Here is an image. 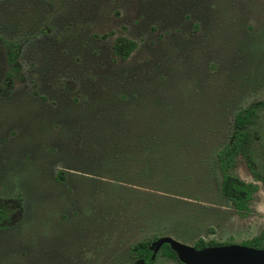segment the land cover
Segmentation results:
<instances>
[{
  "label": "rangeland",
  "instance_id": "374dc122",
  "mask_svg": "<svg viewBox=\"0 0 264 264\" xmlns=\"http://www.w3.org/2000/svg\"><path fill=\"white\" fill-rule=\"evenodd\" d=\"M0 37L23 42L25 65L6 84L0 42V198L24 205L0 227V264H130L156 237L250 246L264 230V181L239 158L260 186L241 213L216 160L236 112L264 100V0H0ZM120 121L175 149L155 175L110 164L107 146L130 142ZM258 136L264 173V109Z\"/></svg>",
  "mask_w": 264,
  "mask_h": 264
},
{
  "label": "trees",
  "instance_id": "16d2710c",
  "mask_svg": "<svg viewBox=\"0 0 264 264\" xmlns=\"http://www.w3.org/2000/svg\"><path fill=\"white\" fill-rule=\"evenodd\" d=\"M24 39V38H23ZM27 40V38L25 39ZM0 42L3 43L7 50V70L5 83L12 84V87L18 83V81L25 79V65H24V48L23 42H16L10 39L0 37ZM28 42V41H27ZM122 50L118 52V55L128 60L132 54V46H124L122 43L118 45V49ZM264 109V100L254 102L246 107L239 109L233 119V128L230 138L216 153V160L219 172L221 174L220 194L227 200L231 205L239 212H249L250 204L254 198V195L259 191L260 187L255 183H248L241 179L235 172L239 158L243 157L247 160L249 168L257 181H264V173L260 170L258 159L260 158V151H258V123L260 120V111ZM116 129L117 134L121 138L130 140L128 146L119 144L116 142L111 146L108 145L106 151L108 155L113 159L110 164L117 168V170L125 169L131 171L137 169L142 174L144 179V164L150 170V173L155 175L162 167L158 166L153 162V159L158 158L157 156L161 152L170 150L171 154L175 153V149L165 147L164 145L147 146L144 148V137L147 134L144 132H150L144 128V124L141 127H130L118 122L113 125ZM124 130V131H123ZM175 135V131H172ZM175 136H171L169 141L171 142L176 139ZM169 142L167 141L166 144ZM177 151V150H176ZM168 152V151H167ZM115 154V155H114ZM115 157V158H114ZM166 158H170L166 157ZM145 162V163H144ZM124 171V170H122ZM169 172V171H168ZM139 173V174H140ZM187 177V179H193L192 175H181ZM59 179V177H56ZM135 183V182H133ZM131 183V184H133ZM130 184V183H129ZM14 199L11 198H0V227L10 222L16 210H11ZM20 201V208L23 209V200ZM15 202H17L15 200ZM165 225L163 224V227ZM178 237L183 238L179 233H174ZM159 237L154 238L152 241H143L135 244L130 249V255L132 262L130 264H154L152 259L153 252L150 249L152 242L157 240ZM250 246L259 248L264 247V230L254 238L248 241ZM221 245L220 243L211 240L205 241L199 239L195 244L196 248H204L207 246ZM161 254L165 257L176 260L179 264H183L179 261L177 254L166 244L162 247Z\"/></svg>",
  "mask_w": 264,
  "mask_h": 264
},
{
  "label": "water",
  "instance_id": "95a60500",
  "mask_svg": "<svg viewBox=\"0 0 264 264\" xmlns=\"http://www.w3.org/2000/svg\"><path fill=\"white\" fill-rule=\"evenodd\" d=\"M165 244L170 245L183 264H264V248L228 244L198 249L171 236H163L151 246L154 254Z\"/></svg>",
  "mask_w": 264,
  "mask_h": 264
},
{
  "label": "flooded vegetation",
  "instance_id": "af4514ba",
  "mask_svg": "<svg viewBox=\"0 0 264 264\" xmlns=\"http://www.w3.org/2000/svg\"><path fill=\"white\" fill-rule=\"evenodd\" d=\"M255 180H256V179H255ZM244 181H245V180H244ZM256 181H257V180H256ZM248 183H255V184H257L256 182H248ZM258 185H259V184H258ZM259 187H260V186H259ZM19 203H20V202H19ZM19 203H18L16 206H12V207H14V208H15V207H16V208H20V206H19L20 204H19ZM13 210H14V209H13ZM13 218H14V217H13ZM166 236H169V235H166ZM161 237H163V236H161ZM161 237H159V238H161ZM171 237H172V236H171ZM159 238H158V239H159ZM173 238H174V237H173ZM158 239H157V240H158ZM175 239H176V238H175ZM157 240H155L154 242H156ZM177 240H178V239H177ZM179 241H180V240H179ZM154 242H152L151 245H150V249H151V251L153 252V256H152V259H153V260L155 259L156 254H157L159 251L161 252L162 247L164 246V245H163V246L158 250V252H157L156 254H154V251H153V249L151 248V246L153 245ZM165 245H166V244H165ZM168 245H169V244H168ZM169 246H170V245H169ZM215 246H216V245H215ZM207 247H208V246H207ZM198 249H201V248H198ZM160 254H161V253H160ZM161 255H162V254H161ZM162 256H163V255H162ZM164 257H165V256H164ZM167 258H169V257H167ZM170 259H172V258H170ZM131 260H132V259H131ZM172 260H174V259H172ZM175 261H176V260H175ZM176 262H177V261H176ZM178 264H179V263H178Z\"/></svg>",
  "mask_w": 264,
  "mask_h": 264
}]
</instances>
